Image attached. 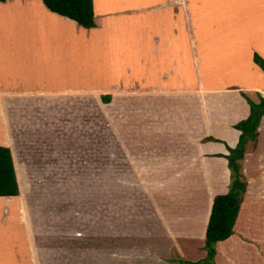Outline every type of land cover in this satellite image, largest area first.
I'll return each instance as SVG.
<instances>
[{
  "label": "crops",
  "instance_id": "crops-1",
  "mask_svg": "<svg viewBox=\"0 0 264 264\" xmlns=\"http://www.w3.org/2000/svg\"><path fill=\"white\" fill-rule=\"evenodd\" d=\"M215 4L224 10L223 22L220 25L209 22L211 30L217 31L221 25L229 29L218 38L206 31L205 19L217 15L207 0L186 3L183 0H92L94 26L89 28L50 11L41 0L0 1V145L9 148L17 185L16 195H0V231L3 232L0 243L4 242L7 251L0 258V264H67L70 260L73 264H173L176 258L167 255L170 256L166 246L169 242L174 247L182 240L190 243L192 239H204L212 197L228 189L229 170L224 155L228 154L227 147L235 145L239 134L232 124L249 113L240 92L254 101L257 94L264 96V71L252 61L253 52L264 59V0L259 8L254 0H226ZM195 7L204 11L200 12L201 20L192 16ZM168 33L176 40L179 35L185 40L189 68H183L180 49L171 61L176 71L165 67L156 78L149 72L148 64L146 68L137 64L133 48L135 44L142 45L143 52L138 51L141 61V53L153 50L150 48L153 39L164 48L172 46ZM224 66L238 78V81L232 80L236 83H218L216 72ZM135 79L140 82L135 83ZM187 80H191L190 84ZM104 94L110 96L112 103L118 98V104L126 106L116 112L114 120L134 123L132 126L127 123L124 132L131 134L127 137L133 139L138 135L137 119L155 125L153 133L144 130L142 148L127 145L130 142L124 140L119 147L117 141L110 167L125 163L126 171L118 170L117 179L138 188H144L147 181L165 184L163 195L167 198L163 201L160 197L158 201L166 206L154 209L159 225H153L150 234L158 237L161 244L151 246L142 242L136 250L130 242L124 247L113 243L107 249L92 248L71 254L63 251L62 255L57 252L61 245L55 244L58 226L54 221L63 216L61 223L67 224L64 230L70 234L74 228L70 229L72 216L47 210L40 194L29 192L32 197L21 203L20 187L24 192L27 185L63 184V177L82 163L84 168L91 166L88 163L103 168L102 154L97 149L87 145L78 147L83 139L73 143L72 134L67 135L63 129L57 131L55 122L60 120L56 109L82 100V103H73L78 105L74 111L65 110L74 120L73 124H78L75 117L82 111L80 106L87 105L90 99L89 104L96 106L89 109L92 114L98 106L102 107ZM117 130L116 134L121 137L124 129ZM13 131L17 146L9 136ZM43 133L45 137L41 136ZM208 136L215 140H205ZM168 137L173 139V147L167 143ZM84 142L87 143L83 140V145ZM88 148L94 153V161L89 157L87 163L84 155ZM263 155L264 115L256 127L255 139L246 142L239 161L248 183L251 174L263 171L259 167L264 161ZM33 156L44 157L50 164L42 161L38 164ZM176 165L201 174L199 192L195 190L189 195L182 191L177 196L166 193V187L176 183L171 182L174 179L170 173ZM158 171L159 176H154ZM248 171L252 172L248 174ZM176 179L179 181V174ZM184 182L188 183H181ZM179 204L184 208L179 209ZM242 210L239 205L232 233L216 242L218 248L211 264H264V258L256 250L251 257L244 255L247 250L243 253L239 249V253L230 250L233 246L237 249V244L243 249L255 248L250 246L247 235L242 234L249 219ZM131 215L128 217L136 224L133 230L144 236L148 230L137 222L143 217ZM74 217L76 222L81 219L78 215ZM111 217V232L118 235L120 231L115 225L118 213L112 211ZM255 227L260 232L264 230L261 224ZM240 233L247 240L239 239ZM258 235L255 244L264 249V239ZM151 248L160 251L154 252Z\"/></svg>",
  "mask_w": 264,
  "mask_h": 264
},
{
  "label": "rangeland",
  "instance_id": "rangeland-1",
  "mask_svg": "<svg viewBox=\"0 0 264 264\" xmlns=\"http://www.w3.org/2000/svg\"><path fill=\"white\" fill-rule=\"evenodd\" d=\"M183 1L184 3H186L187 0H183ZM207 1L209 3V6L215 9L217 15L210 16L209 19L207 18L205 19L207 23L206 31L211 36L214 35L216 36V38H218L219 36L228 32L229 29L221 25L219 26V29L217 31H212L209 22H213L218 25L222 24L224 10L223 8H218L221 5L217 6L215 3L218 4V2H224L226 0H207ZM262 1L263 0H254V5L258 7V5L262 3ZM193 11L194 13L192 14V16H194V18L196 17L199 20H201L202 13L200 12H204V11L197 10V7L193 8ZM184 12H185L184 17H185L187 13V9H185V6H184ZM225 16L227 15L225 14ZM227 17L230 18L229 16ZM173 32H174V28H173ZM167 36L169 37L170 41H172V46H168L167 48H164L162 43H157L156 40L153 39V43L150 46V48L151 49L153 48V50L147 52L146 49L145 53L143 54L141 53V61H139L138 51L143 52L142 45L141 47H137V45L135 44L133 48V52L135 54V59L137 61V64L138 62L140 64H143L144 68H146V65L148 64L149 72L152 71V76L155 75L156 78H159L158 77L159 73H162L161 71L165 67H171L173 71L174 70L176 71L174 66L171 64V61H173L176 54L180 53V49L182 51L183 68L184 67L189 68L190 62L189 60L188 61L186 60L189 51L186 50V44L184 43L185 40L182 39L181 35H179V40L178 39L176 40L174 36L171 35L170 33H168ZM141 72L142 70H140V72L137 75H140ZM216 73H217L216 79L218 83H223L227 81L236 83L232 80L238 81V78L233 76L234 74L229 73V70L227 69L226 66L218 70V72ZM145 74L147 76L146 71L143 72L142 74L144 78H145ZM186 77L187 79H189L190 76L187 75ZM223 78H225L226 80H224ZM191 80H187L189 81V84ZM134 82L138 83L140 81L135 79ZM86 96L89 98V95ZM201 98L205 99L204 96H202ZM117 99L118 98H114L116 102L112 103L111 99H109L108 101H104V99L102 98V102H103L102 107L98 106L96 111L93 110L95 112L92 114L89 113V109L90 108L94 109V107L96 108V106H92L91 104H89V100H90L89 99L87 105L80 106V108H82V111L81 112L78 111L76 114L78 116L75 117V120L79 122L78 124H73L74 120L65 113L66 112L65 110L69 109L71 111H74L75 110L74 108L78 107V105L75 106L73 103H77V102L82 103L83 102L82 100L68 102L63 106H60L58 110L56 109V114L58 113V117L60 118V120H56L55 122L57 131L63 129L65 132H67V135L72 134L70 140H72L73 143L75 142L78 143L79 141H81V139L87 142L86 144L84 142L83 145V140H82L80 143H78V147H86L87 145V147L89 148L92 147L94 150L97 149V151L100 154H102L103 168H98V166L95 167L93 163L87 162V160H89V157L90 160L92 159V162L94 161V153L91 154V151H89L88 148L84 156L86 158V162L91 166L84 168L82 163L77 169L76 168L71 169L68 176L63 177L64 179L63 184L57 182L56 184L53 185L51 184L50 185L41 184L39 186L27 185L24 192H23V188L21 189L20 187L21 195L19 196V199L21 203L22 201L26 202V198L32 197L31 194H29V192L36 193L37 195L40 194L41 197H44L42 201L45 202L46 204L45 207L47 210H53L60 212L61 214H68L72 216L73 222L70 226V229L71 227L74 228L72 232H70V234L67 230H64L67 224L61 223L63 222L62 220L63 216H61L60 220L54 221V225L58 226V231L56 236L57 241L55 242V244L59 243L62 247L57 250L59 254H62L63 251H65L68 254H71L78 250L89 251L92 248L107 249L108 247L114 245L113 243L119 244L120 246L124 247L125 245H128V242H130L131 244H135L134 248H136V250L140 247L142 242L147 243L151 246H155V245L159 246L161 244L159 242L158 237L154 238V236L151 235L154 229L153 225H159L157 218L158 215L154 209L158 210L159 208L161 209V207L166 206L163 203L161 205L160 202L158 201L160 197L161 200L163 201H165V199L167 198L165 195H163L165 184L159 185L147 181L146 185H143L144 188H138L136 185H131V184L129 185L125 183L124 180L117 179L118 170L123 172L126 171L124 170L125 168L123 167L125 163H122L121 166L119 163L118 167L112 169L110 167L111 166L110 157L112 156V153L116 152L117 141L119 143V147L120 144H122L121 140H124L125 142H130V143H126L127 145H138L139 148H142L144 142V140L142 139L144 130L147 129L146 130L147 132L153 133L154 132L153 128L155 127V125L153 124L151 126V122L149 124L148 121L144 124L141 120L137 119L138 128L140 130L138 135L137 136L134 135L133 139L132 136L127 137L126 135L129 133H126L124 131L126 127H128L127 123L130 124L131 121L129 122L122 121L120 123L118 122L119 123L118 124L117 121L114 120V117H116L117 114L116 112H119L121 108L126 107L124 105L122 106L119 105ZM140 105H136V106L140 107ZM55 108H57V105L55 106ZM94 119L97 120L95 121ZM132 125H134V123L130 124V126ZM121 129L124 130L121 131V137H119L116 134V130L117 132H119ZM87 131H89L90 133H87ZM122 132H124V134H122ZM130 133H132V131H130ZM201 133H203V131H201ZM169 135L170 134L168 133V136ZM9 136L11 137L10 139L12 140L14 145L17 146V142L15 141L16 136H14V131ZM41 136L45 137L44 133L41 134ZM66 137H67L66 138L67 141L68 136ZM144 138L146 139V137ZM168 138L170 139V141L167 139V143L173 147L174 146L173 139L170 137ZM134 140L135 143L133 142ZM94 145L98 147H95ZM244 151H243V155H244ZM36 156H33L34 161L36 163L40 164V162L42 161V163L50 164V162H48L49 161L48 159L44 157L36 158ZM121 159L122 157L120 158V160ZM161 164L163 165L164 163ZM259 167L263 168V171L255 174H251V179L249 180V183L247 177L242 172L243 177L246 180V187H245V193L242 194V198H243L242 202H240L241 204L239 203V205H241V208L243 209L242 213L246 217L248 215L249 218L247 219L248 220L247 225L243 227L244 231H242V234L247 235L250 241V242L248 241L250 243V246H254L255 248L251 249L250 247H248L249 249L248 248L243 249L239 246V244H237V249L233 246L230 248V250H232V252L234 251L235 253H239V250H241L242 253L245 252V250H247V252H245L244 255L246 254L248 257L254 256L256 250L257 253L262 258H264L263 247H261V245L255 244V240L257 239L256 235L261 234L260 237L264 239V230L260 232V228L255 227V225L259 226V224L264 226V161L260 163ZM163 171L165 172L166 170ZM251 172L252 171H248L247 173L249 174ZM98 173L101 176H99ZM119 173L121 174V172ZM170 173L172 174L174 179L171 182L175 181L177 184L176 183L173 185L169 184L170 185L169 188L168 186L166 187L167 188L166 193H168V195L177 196V194H181L182 191L183 193L189 192L190 195L193 191L198 190L199 192L202 189L200 184H198V182H200L201 179L200 178L201 174L196 175L197 172L195 173L194 169H188L186 167L176 165V169L171 170ZM158 174L159 171L156 172L154 176L158 177L159 176ZM166 174L168 175L169 171H167ZM178 174H179V181L178 179L175 180ZM181 174H182V178L180 176ZM183 181H187L188 183L187 184L186 182L181 183ZM153 182H155V180H153ZM177 189L179 192H177ZM21 192L24 194H22ZM248 198L251 199V202L247 201ZM178 207L179 209L184 208L182 204H179ZM112 211L118 213V219L117 222L115 223V225H117V228L120 231L118 235L114 232H111ZM198 212L201 213V210H198ZM23 213L25 214L24 211ZM132 213H136L143 217V219L140 217L141 220H138L137 222L140 223L139 224L140 226L142 223V226L148 230L145 231L144 236L139 235L137 231L135 232L133 230V226H135L136 224L131 222L132 217H128V215L129 214L131 215ZM74 215H78L81 219L76 222ZM244 224H246L245 220H243L242 222V225ZM161 228L162 230H164L163 226H161ZM139 229L141 230V227ZM2 235L3 232L0 231V239L2 238ZM238 237L241 240H247L246 237L241 235V233L238 235ZM186 242L189 241H185V240L179 241L174 247L171 246L172 244H170V242L168 245H166L169 248V252L171 256L170 257L169 254L167 253L169 258H176V259L180 258L182 260L181 263L179 262L177 263L176 260L175 261L172 260L173 264H185L184 262H188V261L194 262L195 259L199 257L201 258V256L204 257L206 255V250L203 247V240H201L200 238L192 239L190 243H186ZM0 248H1L0 258H2L7 253L6 248L4 246V242L0 243ZM216 248L218 247H216V243H214V252ZM139 250L141 251V249ZM151 250L154 252L160 251L158 249L154 250L153 248H151ZM213 258L214 255L212 257V260ZM67 264H73V263L70 260L69 262H67Z\"/></svg>",
  "mask_w": 264,
  "mask_h": 264
},
{
  "label": "trees",
  "instance_id": "trees-1",
  "mask_svg": "<svg viewBox=\"0 0 264 264\" xmlns=\"http://www.w3.org/2000/svg\"><path fill=\"white\" fill-rule=\"evenodd\" d=\"M41 1L50 11L66 16L84 28L94 26L92 0ZM252 61L264 71V59L255 52L252 54ZM240 94L248 104L249 113L246 118L232 124V127L239 130V134L235 145L227 147L228 154L224 155L229 170L228 189L225 193L216 194L212 199L203 239L206 255L203 259L184 262L185 264H211L214 243L225 239L232 233V226L246 187V180L243 177L239 161L243 157L246 142L255 139L256 127L260 117L264 115V96L257 94V101H254L244 92H240ZM102 98L104 101H108L110 96L106 94ZM205 140L215 139L208 136ZM16 194L17 185L10 151L8 147L0 145V195Z\"/></svg>",
  "mask_w": 264,
  "mask_h": 264
},
{
  "label": "water",
  "instance_id": "water-1",
  "mask_svg": "<svg viewBox=\"0 0 264 264\" xmlns=\"http://www.w3.org/2000/svg\"><path fill=\"white\" fill-rule=\"evenodd\" d=\"M174 260H176V262H179V263H181V262H182V260H181V259H174Z\"/></svg>",
  "mask_w": 264,
  "mask_h": 264
}]
</instances>
